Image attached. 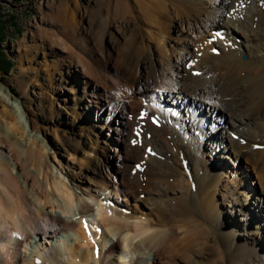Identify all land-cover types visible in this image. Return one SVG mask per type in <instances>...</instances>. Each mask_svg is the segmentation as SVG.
I'll list each match as a JSON object with an SVG mask.
<instances>
[{
	"label": "bare ground",
	"instance_id": "6f19581e",
	"mask_svg": "<svg viewBox=\"0 0 264 264\" xmlns=\"http://www.w3.org/2000/svg\"><path fill=\"white\" fill-rule=\"evenodd\" d=\"M44 6L0 81V264H264V0Z\"/></svg>",
	"mask_w": 264,
	"mask_h": 264
},
{
	"label": "rangeland",
	"instance_id": "374dc122",
	"mask_svg": "<svg viewBox=\"0 0 264 264\" xmlns=\"http://www.w3.org/2000/svg\"><path fill=\"white\" fill-rule=\"evenodd\" d=\"M46 1L47 0H0V81H4V82L9 83L14 77H17L18 71H19V68H18L19 61L17 60L18 58L16 56V50H15L16 47L15 46L17 45V43H20L23 40V38L25 36L24 34L27 33L30 24H32V21H34L37 18V16L39 15V12L44 10V8H45L44 5L46 4ZM258 2H260V0H258ZM242 55H245V54L242 53ZM12 90L17 94V90L15 87L12 88ZM1 97H2V95L0 92V98ZM1 103H2V101L0 99V109L2 107ZM81 109H82V111H81ZM82 112H83V108L80 106L79 114H77V113L76 114L79 116L80 114H82ZM91 112H90V115L91 114L94 115ZM63 115L65 116L66 119L69 118L68 115H66V114H63ZM84 123L90 124L88 117H86V116L81 118V120L79 121V123L77 125L80 126V125H83ZM61 124L62 125L57 126L58 129L66 131L67 127H68L67 124H65V122H62ZM76 127H78V126H76ZM76 127H74V128H76ZM101 130H102L103 136H105V137L111 136V132L104 130V128ZM210 130H213V129H210ZM213 131L215 134L219 132V130H217V129L213 130ZM208 134L209 133H207V135ZM207 135H206V137H207ZM212 137L214 138L213 133H212ZM209 138H210V134H209ZM216 139L218 140L217 137H216ZM215 142H218V141H215ZM219 145L221 146L222 144L219 143ZM52 151L53 150L51 149L50 153ZM93 154H94V152H92L90 155H93ZM220 155H222L223 157L219 158L217 156V159H215L216 164H218V161H220V163L224 162V163L228 164V166H230V167H236V164H237L238 165L237 168L242 171V173L238 172V173L234 174L237 176V179L240 177V175H242L243 180H245L246 184L249 187H253L254 190L260 189V187H262L261 180H259L256 177V175H254V172L251 170V168H250V166H249V164L245 158L241 157L238 160H235V157L233 156V154L232 153L229 154V152H227V151H221ZM65 160L67 161V156H66V159H64L63 161L65 162ZM71 164H72L73 168H75L77 166L74 161H72ZM107 164H108V169H110V171H113V169H112L113 166H114V168L119 167V166H117L118 161H117L116 157H112V159H109ZM79 170L86 171V169L84 167H81ZM76 171H78V170L76 169ZM232 174L227 173V176L232 175ZM93 178L97 180V176H94ZM225 178H227V177H225ZM89 185L93 186V184H91V183H89ZM246 195L248 197H251V198L247 199V200H250V199H253L254 196L256 197V192L246 193ZM217 199L218 200L216 201V205H218V203L222 204V200L225 199V197L219 198V196H218ZM131 200H132V198L129 199V201H128L129 204L121 203L120 208L122 210H126V211H130V210L135 209L136 212L139 213L141 209H139L138 206H137L138 208L133 206L131 203ZM254 202L257 203V201H254ZM221 211L222 212H228V207L223 208ZM222 212H221V214L219 212V215H222ZM257 214L260 216V218H262V219L264 218V211L262 209H260ZM233 216L236 219H238V221L245 217V216L243 217V214H241V211L233 212ZM222 220L225 221V219H223V217H222ZM217 226H220L223 230L222 223H218ZM235 238H236V236H235ZM235 238H233V239H235ZM221 240H224V239H221Z\"/></svg>",
	"mask_w": 264,
	"mask_h": 264
},
{
	"label": "snow or ice",
	"instance_id": "6c2138e0",
	"mask_svg": "<svg viewBox=\"0 0 264 264\" xmlns=\"http://www.w3.org/2000/svg\"><path fill=\"white\" fill-rule=\"evenodd\" d=\"M217 36H220L221 34L220 33H216ZM213 51H215V49H213ZM198 74V73H197ZM85 228L87 229L88 228V224L87 222H85ZM97 231H99V229H97ZM15 235V234H14Z\"/></svg>",
	"mask_w": 264,
	"mask_h": 264
}]
</instances>
